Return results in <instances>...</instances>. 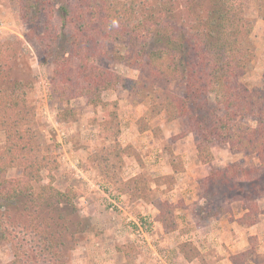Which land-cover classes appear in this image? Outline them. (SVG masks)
Wrapping results in <instances>:
<instances>
[{
	"label": "trees",
	"instance_id": "16d2710c",
	"mask_svg": "<svg viewBox=\"0 0 264 264\" xmlns=\"http://www.w3.org/2000/svg\"><path fill=\"white\" fill-rule=\"evenodd\" d=\"M17 1L22 17L31 23L27 40L37 41L52 60L51 85L60 101L83 97L91 106L106 107L104 92L128 88L129 83L134 88L138 85L99 66L97 60L119 59L146 79L178 82L184 95L169 93L154 108L165 112L170 121L188 120L191 131L201 138L198 152L203 163L212 161L210 146L215 143L237 153L256 155L260 165L250 171L237 164L225 169L230 177L224 185L242 181L245 175L264 200V87L249 89L242 82L254 58L250 41L254 21L246 17L249 0ZM258 11L264 20V0H260ZM9 52V46H0V131L6 142L0 149L1 238L16 250L11 264H66L64 240L68 235L77 236L83 228L81 222L72 221L78 211L74 204L77 196L53 186L57 161L38 147L31 89L23 81L13 82L11 89L4 85ZM112 117L110 122L109 116L103 119L108 140L121 133L116 113ZM120 154L116 148L96 156L102 174L132 202L152 199L154 190L146 177L124 179L118 173L123 162ZM14 168L23 170L22 178L8 177ZM43 172L50 179L47 185L41 184ZM222 174L212 173L207 180H222ZM45 199L66 207L68 213L60 216L65 224L55 227L51 219L35 224L34 214L40 212L39 204L46 203ZM156 208L157 220L164 227L175 223L170 231H176L175 207L159 200ZM244 211L235 222L254 226L256 220L250 213L258 215V205L251 203ZM249 241L251 248L232 255V264H246L254 254ZM185 244L184 252L192 256L185 258L193 261V247Z\"/></svg>",
	"mask_w": 264,
	"mask_h": 264
},
{
	"label": "rangeland",
	"instance_id": "374dc122",
	"mask_svg": "<svg viewBox=\"0 0 264 264\" xmlns=\"http://www.w3.org/2000/svg\"><path fill=\"white\" fill-rule=\"evenodd\" d=\"M259 6L260 0H249L246 7V17L254 21L250 37L254 58L242 79L249 89L264 87V20L259 16ZM30 24L22 17L17 0H0V46L10 48L2 80L6 79L4 85L9 89L16 81L25 82L31 89L29 100L37 112L34 127L38 147L57 161L53 186L77 196L74 204L78 211L72 215V221L81 222L83 228L77 236L68 235L64 240L66 264H232V255L251 248L249 239L255 250L246 264H264V200L256 195L245 175L242 181L224 185L228 180L225 178L230 177L225 169L237 164L250 171L260 165L258 157L215 143L210 146L212 161L203 163L198 152L201 138L191 131L188 120L170 121L165 112L158 113L154 108L169 93L183 96L184 87L178 82L146 79L142 72L127 67L119 59L97 60L96 64L138 82L135 88L129 83L128 88L104 92L106 107L91 106L83 97L60 101L51 85L54 69L51 58L37 41L27 40ZM113 113L117 115L121 133L117 139L108 140L103 132V119L109 116L110 122ZM5 145V134L0 131V149ZM116 148L123 160L118 173L124 179L146 177L154 190L152 199L132 202L102 174L96 156ZM185 166L192 167V171L182 184H186L185 191L194 194L183 197L168 194L177 186L172 170L179 171ZM207 171L210 176L223 173L222 180H207L210 177L204 178ZM42 175L41 184L47 185L50 179L46 172ZM8 177L22 178L23 170L11 169ZM34 185L37 188L36 182ZM159 200L175 207L176 232L170 231L175 223L169 222L164 227L156 222L154 209ZM45 202L39 204L40 212L34 214L35 224L45 219H51L55 227L65 224L60 216L68 213L66 207L52 199ZM251 203L258 205L259 213H250L256 224L248 229L235 220L243 217L244 208ZM28 206L32 211V203ZM220 212L223 214L213 216ZM168 234H173L171 239ZM242 235L248 238L246 250L238 239ZM185 243L193 247L196 256L193 261L185 258V255L192 257L184 252V246L188 245ZM15 252L0 234V264H11Z\"/></svg>",
	"mask_w": 264,
	"mask_h": 264
},
{
	"label": "crops",
	"instance_id": "0c3cea01",
	"mask_svg": "<svg viewBox=\"0 0 264 264\" xmlns=\"http://www.w3.org/2000/svg\"><path fill=\"white\" fill-rule=\"evenodd\" d=\"M188 165H192L191 163L190 164H188ZM188 168V169H187ZM192 171V167L190 168L189 166H185V167H183V169L181 170V171H179L178 173H174V170H172V173H174V176H175V178L177 177V181H176V184H177V186L175 187V188H173V189H171L169 192H168V194H172V195H175V196H177V197H183V196H185V194H186V196H191V195H193L194 193L193 192H187V191H185L186 190V184L185 183H183L182 184V181H185V176H187V175H189V176H191V172ZM205 177L204 178H208L209 176H210V173L208 174V171L205 173V175H204ZM203 178V177H202ZM194 181L195 182H197L198 183V180L197 179H194ZM185 184V185H184ZM191 189H193V188H191ZM196 199H198V198H196ZM170 201V200H169ZM188 204L189 203H187V206H188ZM156 208V207H155ZM154 211L156 212H154L155 213V215H154V217L156 216L157 217V215H158V211H157V208L156 209H154ZM156 222L157 223H161V222H159L157 219H156ZM252 226H248L247 228L248 229H250ZM176 232V231H175ZM244 234H246V232L244 233ZM247 235L249 236L250 234L249 233H247ZM171 236H173V234H168L167 235V237H168V239L170 238H172ZM240 238V240H241V242H240V244L242 245V247H243V249H245L246 248V246H247V243H248V238L246 239V238H244L243 237V235L241 236V237H239L238 236V239ZM248 240V241H247ZM235 246V245H234ZM237 246V245H236ZM246 250V249H245ZM169 255V254H168ZM169 263H171L170 261H169Z\"/></svg>",
	"mask_w": 264,
	"mask_h": 264
}]
</instances>
